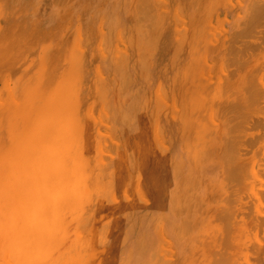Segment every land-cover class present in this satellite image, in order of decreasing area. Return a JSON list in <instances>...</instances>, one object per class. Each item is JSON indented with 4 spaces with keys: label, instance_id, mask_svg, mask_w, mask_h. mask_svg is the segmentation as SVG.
Listing matches in <instances>:
<instances>
[{
    "label": "rangeland",
    "instance_id": "rangeland-1",
    "mask_svg": "<svg viewBox=\"0 0 264 264\" xmlns=\"http://www.w3.org/2000/svg\"><path fill=\"white\" fill-rule=\"evenodd\" d=\"M57 1L56 5L53 0H0V93L14 91L15 72L22 64L34 60L22 71L19 68L23 76L37 67L35 54L44 52L39 50L41 44L60 43L62 54L69 48L68 57L75 64L70 52L79 40L82 49L75 53L85 52L74 66L81 75L85 73L81 68H86L87 78L91 77L88 81L84 76L83 82H94L98 89L107 77L116 78L108 93L115 103L106 105L104 115L102 110L96 111L100 115L95 112L106 123L94 117L99 130L94 128L92 135L103 144V153L99 149L98 153L105 162L97 168L119 154L120 165H128L123 188L110 202L113 216L104 225L112 229L102 243L108 241L111 247L105 246L106 254L95 257L99 258L95 263L264 264V0H59L65 8ZM145 4L154 7L147 11L154 13L148 15L151 19L144 17ZM100 9L106 16L96 15ZM117 13L122 16L117 18ZM114 57L127 67L121 69V64L120 71L113 70L118 59ZM8 62L12 64L7 66ZM125 68L131 81L126 77L127 86L121 91ZM101 99L98 105L106 102ZM224 99L226 104H221ZM99 170L95 175L100 177ZM112 247L113 253L107 252Z\"/></svg>",
    "mask_w": 264,
    "mask_h": 264
},
{
    "label": "bare ground",
    "instance_id": "bare-ground-1",
    "mask_svg": "<svg viewBox=\"0 0 264 264\" xmlns=\"http://www.w3.org/2000/svg\"><path fill=\"white\" fill-rule=\"evenodd\" d=\"M62 1H66V0H62ZM140 1L141 0H139V2ZM57 2H59V0ZM61 2H59L60 4L58 3L59 6H61L62 4ZM142 2L143 0L140 3ZM146 2L150 4L149 1H146ZM52 3L56 4L54 3V0ZM145 5H141V7L143 8L145 7ZM150 5L148 6L146 5L145 7L146 11L143 8V11H145L146 14H147L148 9H150V7H151L150 10L154 8L153 6H150ZM141 7H139L138 9L139 11H141L140 10ZM262 8L264 7L262 6ZM95 9H99V8H95ZM70 10L71 9H69V12ZM101 10L102 9H100L98 12L96 10L95 11V13L97 12L96 15L98 13L100 15ZM105 10H107V8ZM150 10L148 12H150ZM161 12H160V15H161ZM104 13L101 12V15L99 17L106 16ZM106 13L108 15V11ZM135 13L134 15L133 14L132 15L135 16ZM142 13L141 14L139 13L141 17H139L140 16L139 14L137 15L139 19L143 17L144 14L142 15ZM68 15L70 16V14ZM148 15L149 14H147V16H144V17H146L147 19H151L149 18V16H152V17L155 16L154 13L152 15H149V16ZM121 16L122 15L118 16V13H117V18ZM106 18L105 20H107ZM70 24L72 25V23ZM248 24H251V22ZM78 28H77V31L75 32H78ZM149 28L151 27L149 26ZM153 29L154 28H152V30ZM137 30L138 32L140 31L139 29ZM155 31L156 30H154V32ZM138 32L136 33L139 34L140 32L139 33ZM67 33L69 34L70 32H67ZM156 33H159V32H156ZM70 35H73V34L70 33ZM154 35L155 34H153V36ZM139 36H136V38L139 39L138 38ZM66 37H68V35H66ZM77 37H79V35ZM136 38H134V40L139 42L140 40H137ZM17 40H19V38ZM119 40L121 41V38H119ZM78 41L77 43L74 42L76 44L74 46H77V47L73 46L75 51L71 50L70 52V56L73 57L71 59L74 61L75 64H73L72 61L71 63L70 57H68L69 48L68 50H65L68 52V54L67 53L62 54L63 51H61L60 43H55V44L51 43L49 45L45 44L44 46H42L43 44H41V47L39 48V50L42 49L44 52L40 54H35L39 56L37 58L38 59L37 67L35 68L34 66L33 69L30 67L31 68L30 72L28 74L27 72L24 73L27 75L23 76L22 74H20L22 71L21 69L23 68L25 69L26 66H29L28 64L30 61H32L31 58H33V56L31 58L27 56L25 57L22 56L23 59L27 57V59H31V60L30 61L28 60L29 62L27 61L26 63L27 65L22 64L21 65L22 68L18 67V70L19 68L21 70L20 72H18V70L17 72H15L17 87L14 86L13 89L15 87L17 89L15 88L13 92L16 93L17 98L16 96L15 97L13 96L14 95L13 92L11 93V91H9L10 88L6 92L9 93V94L7 93L8 97L9 95H11L12 98L4 97L7 95L2 96L5 90H3L2 93H0V264H96L95 262H98L99 258L98 259H94V258L101 254L102 255L106 254V252H104L105 246L111 247L108 241L105 242V245L102 243L103 236L108 233L111 227L110 225L109 228L108 227L105 228L104 225H105L106 220H108L107 217L111 216L113 212L112 209L110 208L111 207L110 202H112V200L113 201L115 200V195L118 192V191L116 192V190L117 189L121 190V188H123L122 186L124 185V182H125L124 175L127 171L126 165H128V162L126 163V165L124 164V162H123V165H120V162H122L121 161L122 156H120L118 152L119 155L116 156L118 161H116L117 159H115L113 161H110V163H105L104 167L101 166V168H97V166L98 167L100 166L98 165V163L104 165V162H105V161H101V158H103L102 156L99 157L100 151L102 152L101 147L103 144L100 145V140H99L100 137L98 136L99 138L98 140H96L95 136L92 135V132L94 128L97 127L98 125V123L97 125L95 124L94 117L98 119L97 122H99L100 124L106 123L104 122V119L99 120L100 114L99 112H96V111L102 110L103 112L102 111L101 112L103 114L107 111L106 109L107 106L111 107V105L115 103V102L111 103L112 98L110 100L109 97H111L112 95L108 97V93L110 94L111 91L114 90L113 87L116 84H114L113 81H115L116 78L113 77L114 80L112 78L113 81H110L109 77H107V80L109 82H107V80L105 79L106 82L103 81V83H100L98 86V89L95 88L96 85L94 84V82H92V84L83 82L84 80L82 79L86 78L89 81L91 77L89 79L87 78L86 74L89 76L88 74L89 71L87 70L88 73H86L87 72L86 68H83V69L81 68V70L85 72L84 75L83 74L81 75V72L79 70H76V67L74 66L76 65V63L78 65L80 61L83 60L81 58L83 57V55L81 54L85 52L84 51L83 53L82 52L79 53L82 48L81 46L78 47ZM143 42H145V40H143ZM157 42L158 41H156V43ZM0 44H3V43H0ZM136 46L138 47L139 45L137 44ZM26 48L30 49L31 47L29 48V46L27 47L26 45ZM78 48L80 51L77 53L78 55H76L75 52L77 51ZM9 52H7V54ZM27 52L29 51L26 50L25 53ZM30 53L33 54L34 52H30ZM113 53H115L114 55H116V52H113ZM102 54H104L103 51H102ZM124 54L126 53L124 52ZM4 55L2 57H4ZM117 56L119 57V54H117ZM126 56L127 55H125V57ZM118 57H114V58L116 59ZM120 57H123V56L121 55ZM7 59L10 60V58H7ZM118 59L114 60L116 61L117 65L113 64L114 65L113 70L118 68L115 71H118V70L120 71L119 65L122 64V63L120 64V59L119 60ZM13 60H15V58ZM124 61H125V58H124ZM87 62L88 61L86 60V62L84 63L87 64ZM127 62H129L128 59H127ZM7 64L11 65L9 64V62L6 63V65ZM86 64H84L85 67H86ZM97 64L98 63H96V65ZM124 64H122L123 66L121 65L122 66L121 69L123 67H127V66H124ZM108 65L109 66H107V68L110 67L111 63ZM128 67L130 68V66ZM8 68H10V66ZM96 68H97L96 70V73H97L99 72L98 70L100 69H98L97 66ZM13 69L15 71V68ZM108 69L110 70V68ZM141 69L143 70V67ZM125 71H123V74L128 73L127 68H125ZM118 73L121 74V72H118ZM6 74L9 75L8 72ZM84 76L86 77L84 78ZM8 77L6 76L4 78H8ZM126 77L127 76H125V74L120 77L122 78L123 84H122L121 79L120 80L118 79L120 83L122 84V86L120 87V84H119L117 88L120 87V89L121 88L125 89V87L127 86L126 85L127 83H125V81L127 82L128 79L130 80V77L129 78L127 77L128 79H126ZM7 82L5 81L8 87H10L12 83L9 86ZM9 82H12V81H9ZM124 84L126 86H123ZM96 93H99L102 99L105 98L107 103L106 102L102 103V101H99L100 103L98 105L97 102L101 98L98 97V99H96L97 97H94ZM120 94L122 93L120 92ZM93 99L96 100L97 102L95 101V103H93L92 101ZM116 99H117V95H116ZM223 101H225V99L222 100L221 104L222 103L226 104L227 101L225 103ZM123 110H120V111H123ZM95 112L98 113L99 115L97 114L98 116L97 115L94 116ZM124 113H123L124 116H122V120L126 117ZM115 123H116V128H119L117 122ZM97 129L98 128H95V130ZM107 137H109V135L106 136V138ZM104 139H105V136H104ZM114 142L116 141L114 140ZM98 149L100 150L99 153H98ZM118 156H120L121 158H119ZM111 157H113V155ZM99 158H100V162H99ZM138 164H140V161ZM177 166L178 165H176V168ZM131 167L132 165L130 166V168ZM162 168L164 169L163 171H165V168L167 170V167L165 166ZM98 169H100L99 170L100 177L95 175ZM133 169L134 167L131 168V171H133ZM169 170L170 169H168V171ZM171 170L170 172L174 171V169L173 171ZM177 170L175 173L178 172ZM135 172L137 171L135 170ZM161 172H162V169H161ZM168 173L169 172H167V175ZM165 175L166 174H163L164 177ZM166 179L168 181V177ZM137 180H139V178ZM127 182L129 183V181ZM157 186H161V185L159 184ZM152 195L156 196L157 194H152ZM118 202L119 200L117 199L114 203L117 204ZM137 202L139 203V201ZM141 203L144 204L143 201L140 202L139 204ZM152 206H154V204H152ZM139 209L140 207H138V210ZM115 210H118L119 212V210H122V209H115ZM122 211H120L119 214ZM119 214H117V216ZM126 217L127 215L124 218ZM117 218L118 217H116V219ZM134 218L135 217H133V219ZM159 224L160 223L158 222L157 226H159ZM137 228H138V225H137ZM116 232L118 235L119 231L117 230ZM110 237L108 236V239ZM118 239H123V235L121 234L115 239L117 244L120 242ZM120 245L122 246V244ZM114 248L117 249L115 246ZM114 248L107 252L114 251ZM160 255L162 254L160 253Z\"/></svg>",
    "mask_w": 264,
    "mask_h": 264
}]
</instances>
